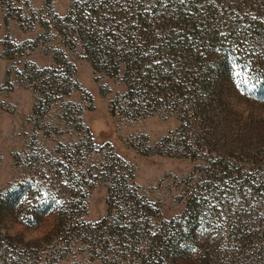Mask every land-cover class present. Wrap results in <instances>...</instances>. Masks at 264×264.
Listing matches in <instances>:
<instances>
[{"label":"rangeland","instance_id":"374dc122","mask_svg":"<svg viewBox=\"0 0 264 264\" xmlns=\"http://www.w3.org/2000/svg\"><path fill=\"white\" fill-rule=\"evenodd\" d=\"M263 84L264 0H0V264H264Z\"/></svg>","mask_w":264,"mask_h":264},{"label":"trees","instance_id":"16d2710c","mask_svg":"<svg viewBox=\"0 0 264 264\" xmlns=\"http://www.w3.org/2000/svg\"><path fill=\"white\" fill-rule=\"evenodd\" d=\"M94 3L96 2L89 1L82 5L78 2L71 7V15L68 16V20H71V16L76 14L79 15L81 12L85 11V8H87L88 14L84 15L88 16V18L85 21L92 23L93 25H96L97 21H99L103 27L102 30L92 27L93 30L89 32H87L86 29L79 31L80 37L83 39V50H85L86 54L88 55L87 58L89 59L92 66L96 69L105 70L109 74L117 72L121 67V64L126 66V74H129V71L134 68L140 70L143 67L142 61H144V58L146 57L145 53L148 49L149 41H146L143 43V45L138 42L127 41L123 44V48H121V50L117 49L115 46L118 43L112 42V40L118 39L117 35L110 32L111 30L105 29L106 24L101 17L103 7L102 5ZM81 19L82 18L79 16L75 20H72L75 23H80L78 26H82L83 20ZM169 39L170 41H174L172 38ZM170 48V50L176 49L173 44ZM160 54L161 48L155 50L152 56L154 58H158ZM128 82L133 84V82L130 80H128Z\"/></svg>","mask_w":264,"mask_h":264},{"label":"snow or ice","instance_id":"6c2138e0","mask_svg":"<svg viewBox=\"0 0 264 264\" xmlns=\"http://www.w3.org/2000/svg\"><path fill=\"white\" fill-rule=\"evenodd\" d=\"M245 83H247V81H245Z\"/></svg>","mask_w":264,"mask_h":264}]
</instances>
